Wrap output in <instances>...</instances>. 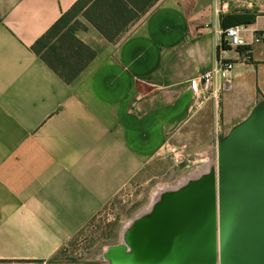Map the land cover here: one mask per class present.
I'll return each instance as SVG.
<instances>
[{
	"label": "crops",
	"instance_id": "1",
	"mask_svg": "<svg viewBox=\"0 0 264 264\" xmlns=\"http://www.w3.org/2000/svg\"><path fill=\"white\" fill-rule=\"evenodd\" d=\"M77 1L0 0V264L51 261L134 180L168 190L191 164L205 171L264 98V39L219 97L192 84L246 49L221 47L223 16L255 14L240 25L264 34V0H159L116 42L78 32L96 56L66 82L32 47Z\"/></svg>",
	"mask_w": 264,
	"mask_h": 264
},
{
	"label": "water",
	"instance_id": "2",
	"mask_svg": "<svg viewBox=\"0 0 264 264\" xmlns=\"http://www.w3.org/2000/svg\"><path fill=\"white\" fill-rule=\"evenodd\" d=\"M109 264H264V98L218 137L217 161L164 190Z\"/></svg>",
	"mask_w": 264,
	"mask_h": 264
},
{
	"label": "trees",
	"instance_id": "3",
	"mask_svg": "<svg viewBox=\"0 0 264 264\" xmlns=\"http://www.w3.org/2000/svg\"><path fill=\"white\" fill-rule=\"evenodd\" d=\"M158 1L78 0L32 48L60 77L71 82L96 56V50L76 34L79 15L84 16L108 41L116 42ZM255 18V14L226 15L222 24L225 28L251 24ZM222 47L229 48L225 43Z\"/></svg>",
	"mask_w": 264,
	"mask_h": 264
},
{
	"label": "rangeland",
	"instance_id": "4",
	"mask_svg": "<svg viewBox=\"0 0 264 264\" xmlns=\"http://www.w3.org/2000/svg\"><path fill=\"white\" fill-rule=\"evenodd\" d=\"M77 22L80 23H77L76 34L93 27L82 15L78 16ZM171 161L181 166L187 164L184 161L177 163L172 157ZM216 161L217 158L212 157L207 161V165H204L209 168L216 164ZM200 171V167L197 168L193 163L183 172V175L187 179ZM176 179H171L170 184L167 185H179L182 178ZM164 183L166 184V180L162 179L160 175L147 183L135 180L130 182L104 205L51 261L34 264H109L104 258V252L110 245L123 241L124 231L136 217L149 207L156 193L162 191Z\"/></svg>",
	"mask_w": 264,
	"mask_h": 264
},
{
	"label": "built area",
	"instance_id": "5",
	"mask_svg": "<svg viewBox=\"0 0 264 264\" xmlns=\"http://www.w3.org/2000/svg\"><path fill=\"white\" fill-rule=\"evenodd\" d=\"M221 33V47L225 43L227 47L232 49L239 50L243 47L246 49L239 53L237 60L221 58L214 67L200 72L193 79L192 84L196 90V97L201 100L210 95L219 97L221 92L230 90L232 87L231 73L236 63L238 61L249 62L252 57L248 47L258 44L264 39L263 33L244 25L229 26L224 28ZM167 149L177 163L185 160V155L181 148L169 145Z\"/></svg>",
	"mask_w": 264,
	"mask_h": 264
},
{
	"label": "bare ground",
	"instance_id": "6",
	"mask_svg": "<svg viewBox=\"0 0 264 264\" xmlns=\"http://www.w3.org/2000/svg\"><path fill=\"white\" fill-rule=\"evenodd\" d=\"M209 167H210V166H209ZM208 170H209V168H207L205 171L199 172V173L196 174V175L190 176V177L187 178L182 184H184V183H185L186 181H188L190 178H195V177H197L198 175H200V174H202V173H204V172H206V171H208ZM182 184H180L179 186H181ZM179 186H177V187H179ZM177 187H176V188H177ZM162 191H164V190H162ZM162 191H161V192H162ZM161 192H160V193H161ZM160 193L158 194V196L156 197V199L153 201V203L158 199ZM153 203H152L151 206H150L147 210H145L143 213L148 212V211L151 209ZM143 213H141V214H143ZM141 214H140V215H141ZM130 224H131V223H130Z\"/></svg>",
	"mask_w": 264,
	"mask_h": 264
}]
</instances>
